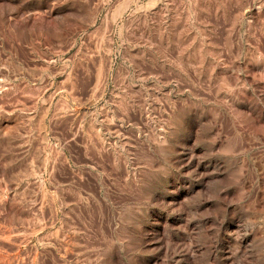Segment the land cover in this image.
<instances>
[{"label":"rangeland","instance_id":"374dc122","mask_svg":"<svg viewBox=\"0 0 264 264\" xmlns=\"http://www.w3.org/2000/svg\"><path fill=\"white\" fill-rule=\"evenodd\" d=\"M0 264H264V0H0Z\"/></svg>","mask_w":264,"mask_h":264}]
</instances>
